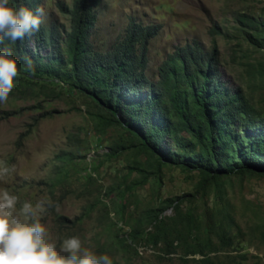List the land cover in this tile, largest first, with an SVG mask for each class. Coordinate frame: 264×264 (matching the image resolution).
I'll list each match as a JSON object with an SVG mask.
<instances>
[{
    "label": "rangeland",
    "instance_id": "374dc122",
    "mask_svg": "<svg viewBox=\"0 0 264 264\" xmlns=\"http://www.w3.org/2000/svg\"><path fill=\"white\" fill-rule=\"evenodd\" d=\"M55 1L43 0L44 22L55 16L68 25ZM246 12L264 19V0H102L92 40L97 48H107L130 18L155 25L158 33L147 46V74L153 79L176 46H215L222 78L241 88L264 113V48L250 43L236 21L238 13ZM90 110L83 97L59 84L16 87L0 103V166L14 168L0 179V190L15 195L18 208L25 201L45 202L41 223L58 250L63 239L76 236L82 247L108 255L112 264H202V256L189 252L199 235L204 238L205 213L216 202L214 192L195 194L198 173L176 165H164L158 177L140 181V171L130 167L151 170L146 156L134 148L116 157L108 154L109 144L125 133L119 127L97 133ZM221 184L239 228L231 232L232 246L205 256L218 263H264V175L233 174L222 177ZM176 198L181 200L178 208H165L160 223L151 220L154 209ZM188 214L193 232L184 226ZM135 221L149 236L173 240L176 250L167 251L162 242L119 243L116 237L125 236Z\"/></svg>",
    "mask_w": 264,
    "mask_h": 264
},
{
    "label": "trees",
    "instance_id": "16d2710c",
    "mask_svg": "<svg viewBox=\"0 0 264 264\" xmlns=\"http://www.w3.org/2000/svg\"><path fill=\"white\" fill-rule=\"evenodd\" d=\"M101 1L56 0L54 5L67 17L68 25L53 16L34 35L14 44L7 40L0 44V48H12L17 61L11 93L18 86L54 83L83 97L93 108L89 114L97 133L103 134L109 127L125 133V138L109 144L108 154L116 157L134 148L135 153L146 156L151 170L130 167L140 171V181L158 177L167 164L196 171L195 194L214 192L216 202L206 210L204 238L198 236L196 248L189 254L202 256V264L233 263H218L205 255L232 246L231 232L239 228L231 203L221 195L222 177L264 175V113L241 88L222 78L215 46L210 50L195 42L176 46L159 64L157 79L147 74V46L158 33L155 25L130 18L123 33L107 48H97L92 35ZM18 2L33 11L43 8V0H13V6ZM236 21L250 43L264 48V19L246 12L238 13ZM120 194L124 197L126 192ZM179 201L176 198L154 209L151 220L160 223L162 211L178 208ZM184 218L186 230L193 232L191 215ZM139 222L116 240L162 242L167 251L176 250L173 240L140 231Z\"/></svg>",
    "mask_w": 264,
    "mask_h": 264
},
{
    "label": "clouds",
    "instance_id": "9594fccd",
    "mask_svg": "<svg viewBox=\"0 0 264 264\" xmlns=\"http://www.w3.org/2000/svg\"><path fill=\"white\" fill-rule=\"evenodd\" d=\"M46 11L37 7L35 11L22 2L13 6V0H0V44L15 43L30 37L40 30ZM18 74L17 61L10 47L0 48V103H6ZM14 168L0 166V179L7 177ZM7 190H0V264H112L108 255H97L82 247L76 237L63 239L59 250L49 238L41 223L46 211L45 202L35 205L22 202ZM63 253V254H62Z\"/></svg>",
    "mask_w": 264,
    "mask_h": 264
}]
</instances>
